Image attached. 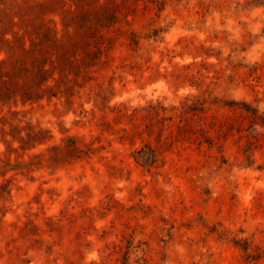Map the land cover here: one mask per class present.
<instances>
[{
    "label": "rangeland",
    "instance_id": "374dc122",
    "mask_svg": "<svg viewBox=\"0 0 264 264\" xmlns=\"http://www.w3.org/2000/svg\"><path fill=\"white\" fill-rule=\"evenodd\" d=\"M101 2V59L20 107L51 137L0 134V264H264V0Z\"/></svg>",
    "mask_w": 264,
    "mask_h": 264
},
{
    "label": "trees",
    "instance_id": "16d2710c",
    "mask_svg": "<svg viewBox=\"0 0 264 264\" xmlns=\"http://www.w3.org/2000/svg\"><path fill=\"white\" fill-rule=\"evenodd\" d=\"M103 7L101 0H34L18 21L12 15L11 28L0 30V134L8 147L17 141L29 150L51 137L49 129L25 120L20 107L66 94L71 76L101 59L102 29L116 18L112 12L104 18Z\"/></svg>",
    "mask_w": 264,
    "mask_h": 264
}]
</instances>
